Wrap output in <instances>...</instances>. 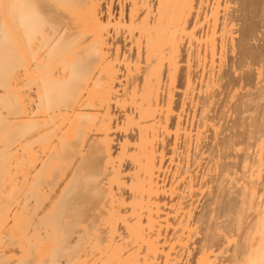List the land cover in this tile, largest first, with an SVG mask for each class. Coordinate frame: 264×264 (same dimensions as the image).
I'll return each instance as SVG.
<instances>
[{
	"label": "bare ground",
	"instance_id": "1",
	"mask_svg": "<svg viewBox=\"0 0 264 264\" xmlns=\"http://www.w3.org/2000/svg\"><path fill=\"white\" fill-rule=\"evenodd\" d=\"M263 56L264 0H0V264H264Z\"/></svg>",
	"mask_w": 264,
	"mask_h": 264
},
{
	"label": "rangeland",
	"instance_id": "2",
	"mask_svg": "<svg viewBox=\"0 0 264 264\" xmlns=\"http://www.w3.org/2000/svg\"><path fill=\"white\" fill-rule=\"evenodd\" d=\"M261 53H262V46H259L257 44L254 46L253 44L250 46V48L247 50L246 56L248 58V61L250 62V68H253V70L247 74V76L244 77L243 79V85L247 90H251L255 84V76H254V70L258 65V61L261 58ZM264 60V56H263Z\"/></svg>",
	"mask_w": 264,
	"mask_h": 264
}]
</instances>
